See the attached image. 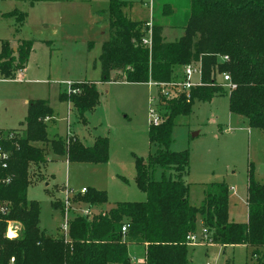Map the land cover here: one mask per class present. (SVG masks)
I'll return each mask as SVG.
<instances>
[{
  "label": "trees",
  "instance_id": "trees-1",
  "mask_svg": "<svg viewBox=\"0 0 264 264\" xmlns=\"http://www.w3.org/2000/svg\"><path fill=\"white\" fill-rule=\"evenodd\" d=\"M128 6L123 0H108L107 9L95 12L96 24L108 25V38L99 56L100 83L171 85L183 79L185 67L200 70V85L189 92L170 86L164 95L158 94L161 122L148 128L150 147L158 149L148 159L134 156L135 182L147 199L116 202L103 211L107 194L86 190L73 202L88 206L93 214L75 215L69 221L67 241L62 234L51 237L41 230L40 205L27 198L29 187L43 178L47 162V150L37 144H49L56 156L68 162L103 164L109 159L110 141L97 136L93 144L86 145L77 136L49 138L47 125L55 124L57 113L46 100H31L23 133L0 129V133L13 134L11 139L0 140L7 153L6 159L0 158V264H11L12 259V264H131V245L145 248L146 264H190L187 237L197 233L199 221L208 242L224 248L245 246L247 264H264V182H257L250 170L247 221H231L228 186L223 182L204 185L200 205H192L185 180L189 154L170 150L176 121L191 115L195 103L219 96L228 97L231 114L264 133V0H190L184 35L175 42L165 41L164 26L153 22V14L150 48L142 42L149 21L131 19L125 12ZM171 12L170 5H164L163 15ZM4 16L18 17L20 26L27 19V13L18 10ZM17 43L14 51L10 41L1 42L0 76L5 80L15 78L27 66L33 50L34 40ZM224 74L236 85L231 92L220 80ZM73 85L79 93L68 95L63 90L59 99L87 121L86 114L100 104L97 82ZM157 167L166 173L160 180L153 178ZM10 222L17 226L15 238L7 235ZM124 224H129L125 234Z\"/></svg>",
  "mask_w": 264,
  "mask_h": 264
},
{
  "label": "rangeland",
  "instance_id": "rangeland-1",
  "mask_svg": "<svg viewBox=\"0 0 264 264\" xmlns=\"http://www.w3.org/2000/svg\"><path fill=\"white\" fill-rule=\"evenodd\" d=\"M123 1L130 4L125 12L131 19L150 21L154 14L153 22L166 24V42H175L184 35L190 0ZM29 2L0 0V47L2 41L10 39L34 40L27 67L11 80H0V127L17 128L23 133L25 100L48 99L61 121H47L49 138L85 136L87 145L93 144L95 136H107L110 140L109 159L103 164L68 162L64 156H56L49 144H37L47 150V162L42 169L43 178L29 187L27 198L40 205L41 230L57 237L67 219L89 209L77 203L64 207L65 199H76L83 188L107 194L108 203L100 208L103 211L116 202L147 199L135 182L134 156L148 159L158 149L151 148L148 140L150 111L156 107L159 112L158 94L164 95L166 91L146 85L97 84L100 104L86 114L84 125L68 103L60 102L59 94L68 90L69 82L101 78L99 56L108 38V25H97L95 12L107 9L108 0H40L33 6ZM166 4L172 12L163 15ZM14 10L27 13L24 25L18 24V17L4 16ZM195 133L198 135L194 136ZM170 150L189 154L190 171L185 180L192 205H200L204 185L223 182L229 188L230 218L239 223L247 221L250 170L257 182H264V133L231 114L227 96L197 102L191 115L180 117L172 131ZM163 173L157 167L153 178L160 180ZM196 234L198 243L188 248L190 264H247L248 250L244 246L224 248L205 241L199 225ZM137 255L143 257L142 251Z\"/></svg>",
  "mask_w": 264,
  "mask_h": 264
},
{
  "label": "built area",
  "instance_id": "built-area-1",
  "mask_svg": "<svg viewBox=\"0 0 264 264\" xmlns=\"http://www.w3.org/2000/svg\"><path fill=\"white\" fill-rule=\"evenodd\" d=\"M147 28H148L147 35L144 37L142 42H143V45L148 46L150 48L151 47V38H152V22L151 21H149L147 23ZM224 60H227V58H224ZM194 78H196V80H193ZM0 80H5V79H3L0 76ZM221 82L223 83V86L229 92H231L234 89H236V85L232 84L229 75L224 74L222 76ZM73 84H74V82H69L68 83V90H66L68 95H71V94L75 95V94L79 93V90L76 89ZM146 85L149 88H155V89L162 88L163 92L167 91V88L170 87V86L175 87V88H177L178 90H180L182 92H189L192 88L200 85V70L196 66L189 65V66L184 68V70H183V79L181 81H178V82L173 83L171 85L158 84V83H155L153 81H149ZM152 101H153V99H151V102ZM150 116L152 118L150 124H153L155 126L160 124L161 117H160V114H159V112H158L156 107H155V109H152L150 111ZM46 120H48V119H46ZM7 137L9 139L13 138V134L12 133H5V132L4 133H0V140H3L5 138H7ZM0 158H2V159H6L7 158V153L3 150V148H1V146H0ZM5 167L6 166L4 165V168ZM7 182H9V180H7ZM86 190L87 189H85V188L82 189V194L86 193ZM72 204H75L73 202V199H72V201L69 198L65 199V202H64V207L65 208L66 207H72ZM92 214H93V211L90 210V209H87L86 212H84L81 216L89 217ZM74 215H76V213ZM69 221H70V219H67V222L62 227V235L64 236L65 241L68 240ZM128 228H129V224H124V226L122 227V233L125 234L127 232ZM16 231H17L16 224L10 222L8 224V229H7L8 237L9 238H15L17 236V232ZM202 237H203V240L208 241L205 230H202ZM198 240L199 239H198L196 233L195 234H191V235H189L187 237V241H188V243L190 245L197 244ZM130 262H131V264H146V258H145L144 255L141 258H136V257H132L131 258L130 257ZM12 263H14V259L11 260V264Z\"/></svg>",
  "mask_w": 264,
  "mask_h": 264
},
{
  "label": "crops",
  "instance_id": "crops-1",
  "mask_svg": "<svg viewBox=\"0 0 264 264\" xmlns=\"http://www.w3.org/2000/svg\"><path fill=\"white\" fill-rule=\"evenodd\" d=\"M35 5V4H34ZM154 11V10H153ZM151 22H152V19L150 20ZM163 26H164V31H165V29H166V24H163V23H161ZM163 34H164V32H163ZM21 38H19L18 40H20ZM8 41H10L11 42V46L13 47V49H14V51H16V47H17V45H18V43H17V40L16 39H14V40H8ZM0 49H1V47H0ZM33 52H34V45H33V50H32V52H31V54H30V57H31V55L33 54ZM29 60H30V58H29ZM29 62V61H28ZM27 67V66H26ZM25 67V68H26ZM24 68V69H25ZM23 69V70H24ZM26 71V70H25ZM20 72V71H19ZM16 76V75H15ZM100 79L101 78H99V79H94V80H92V81H94V82H97V84L98 85H100V84H108V83H100ZM8 80V79H7ZM9 80H11V79H9ZM2 81V80H1ZM5 81V80H4ZM17 81V80H16ZM68 81H72V80H68ZM109 83H115V82H109ZM117 84H128V83H117ZM129 85H146V84H129ZM147 86V85H146ZM62 92V91H61ZM60 95V94H59ZM32 100V99H31ZM31 100H28V99H26L25 100V103H26V105H27V107H28V104H29V102L31 101ZM34 100H46L47 102H48V104L51 106V104H50V101L48 100V99H34ZM60 100V99H59ZM61 102V101H60ZM64 104V103H63ZM51 108H52V106H51ZM54 111H56L54 108H52ZM27 113V112H26ZM27 115V114H26ZM57 116H58V113H57ZM26 118V117H25ZM55 124H58L57 122L59 121V119H57V117L55 118ZM247 121V120H246ZM59 122H61V121H59ZM248 123V122H247ZM83 124L84 125H86L85 124V122L83 121ZM58 128V127H57ZM0 129L1 130H8V129H17V128H9V127H6V128H1L0 127ZM97 136H95L94 138H92L91 136H90V139L92 138L93 139V141H94V139L96 138ZM84 143H87L86 142V138H85V136H80L79 137ZM110 141V140H109ZM87 145V144H86ZM84 189V188H83ZM246 200H247V195H246ZM195 206V205H194ZM247 218H248V216H247ZM229 219L231 220V221H234V222H236L234 219H231L230 218V215H229ZM244 223V222H243ZM198 225H199V228L202 230V227H201V222L199 221L198 222ZM237 247V246H236ZM245 247V246H244ZM230 248H233V247H230ZM246 248V247H245ZM247 249V248H246ZM142 251V254L144 255V250H145V248L143 247V246H136V245H131V246H129V254H130V257L132 258V257H136V258H139L138 257V255H137V253L139 252V251Z\"/></svg>",
  "mask_w": 264,
  "mask_h": 264
},
{
  "label": "water",
  "instance_id": "water-1",
  "mask_svg": "<svg viewBox=\"0 0 264 264\" xmlns=\"http://www.w3.org/2000/svg\"><path fill=\"white\" fill-rule=\"evenodd\" d=\"M197 135H198L197 133L194 134V136H197Z\"/></svg>",
  "mask_w": 264,
  "mask_h": 264
}]
</instances>
